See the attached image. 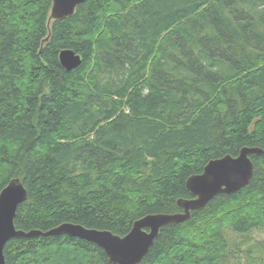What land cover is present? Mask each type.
<instances>
[{"label": "trees", "instance_id": "1", "mask_svg": "<svg viewBox=\"0 0 264 264\" xmlns=\"http://www.w3.org/2000/svg\"><path fill=\"white\" fill-rule=\"evenodd\" d=\"M52 6L0 0V192L17 177L28 189L19 230L123 237L147 215L182 212L211 160L264 150V0H86L50 21ZM65 49L82 57L76 69L61 65ZM251 159L245 188L163 227L140 264H243L232 248L264 228V155ZM5 256L113 264L68 235L16 237Z\"/></svg>", "mask_w": 264, "mask_h": 264}, {"label": "water", "instance_id": "2", "mask_svg": "<svg viewBox=\"0 0 264 264\" xmlns=\"http://www.w3.org/2000/svg\"><path fill=\"white\" fill-rule=\"evenodd\" d=\"M85 1L53 0L50 21L72 17ZM59 60L67 71L76 69L83 62L82 57L71 49L61 51ZM252 155H264V150L244 147L237 157L227 155L211 160L202 174L189 178L187 188L193 197L178 201L182 212L147 215L137 220L123 237L74 223H64L47 232L19 230L15 219L20 205L28 199V189L20 177L14 178L0 192V264H7L5 247L10 240L50 235H68L94 243L104 250L113 264H140L149 255L163 227L188 221L192 211L205 207L218 194L231 195L245 188L255 172Z\"/></svg>", "mask_w": 264, "mask_h": 264}, {"label": "rangeland", "instance_id": "3", "mask_svg": "<svg viewBox=\"0 0 264 264\" xmlns=\"http://www.w3.org/2000/svg\"><path fill=\"white\" fill-rule=\"evenodd\" d=\"M229 236L234 241L239 239L232 231H229ZM237 242H239V240ZM258 243L263 246H260ZM245 245L246 247L242 246L241 249L239 246H234L230 253L231 258H233V260H241L243 264H264V260H262V256L264 257V251L262 250V247H264V228L255 229L250 233L249 240ZM247 248L252 252H249L250 255H247L245 252Z\"/></svg>", "mask_w": 264, "mask_h": 264}, {"label": "bare ground", "instance_id": "4", "mask_svg": "<svg viewBox=\"0 0 264 264\" xmlns=\"http://www.w3.org/2000/svg\"><path fill=\"white\" fill-rule=\"evenodd\" d=\"M201 173V172H200Z\"/></svg>", "mask_w": 264, "mask_h": 264}]
</instances>
